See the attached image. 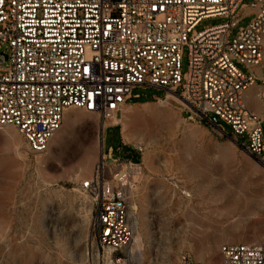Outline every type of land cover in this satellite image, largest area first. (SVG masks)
<instances>
[{
    "label": "built area",
    "instance_id": "obj_1",
    "mask_svg": "<svg viewBox=\"0 0 264 264\" xmlns=\"http://www.w3.org/2000/svg\"><path fill=\"white\" fill-rule=\"evenodd\" d=\"M245 1L0 0V128L15 127L42 154L70 109L111 122L140 97L136 88L157 87L177 96L191 120L213 115L230 126L264 166V119L245 98L257 87L264 104V0ZM245 10L254 17L233 37ZM212 18L226 22L196 32ZM133 147L143 158L145 147ZM142 176L143 160L110 148L81 184L95 207L94 238L116 255L139 230L127 190ZM220 253L218 264H264V244H226ZM180 264L200 263L184 254Z\"/></svg>",
    "mask_w": 264,
    "mask_h": 264
},
{
    "label": "rangeland",
    "instance_id": "obj_2",
    "mask_svg": "<svg viewBox=\"0 0 264 264\" xmlns=\"http://www.w3.org/2000/svg\"><path fill=\"white\" fill-rule=\"evenodd\" d=\"M253 17L243 11L232 36ZM224 22L205 19L196 32ZM188 65L184 48L183 75ZM257 92L248 89L246 102L264 119ZM133 95L140 97L111 122L70 109L42 154L31 153L15 127L0 128V264H180L184 254L218 264L223 245L264 244V166L231 127L191 120L168 90L138 87ZM137 144L145 147L143 176L127 195L139 230L130 248L116 255L94 238L95 207L81 184L92 177L103 150L140 163ZM241 205L255 212L241 220Z\"/></svg>",
    "mask_w": 264,
    "mask_h": 264
},
{
    "label": "bare ground",
    "instance_id": "obj_3",
    "mask_svg": "<svg viewBox=\"0 0 264 264\" xmlns=\"http://www.w3.org/2000/svg\"><path fill=\"white\" fill-rule=\"evenodd\" d=\"M176 99V98H175ZM178 100H179V98H177ZM161 102H164V101H161ZM160 115H162L163 117H165L166 115V113H165V111L163 110V111H161L160 113H159ZM70 119V116H68L67 115V122H68V120ZM255 212V208L253 207V206H249V205H241V207H240V209H239V216H240V219L242 220V219H244V218H247L248 216H250V215H252L253 213ZM246 222V221H245ZM244 222V223H245ZM135 238H136V235H135V237H134V240H135ZM137 239V238H136ZM133 240V241H134ZM136 241V240H135ZM138 242V241H137Z\"/></svg>",
    "mask_w": 264,
    "mask_h": 264
},
{
    "label": "crops",
    "instance_id": "obj_4",
    "mask_svg": "<svg viewBox=\"0 0 264 264\" xmlns=\"http://www.w3.org/2000/svg\"><path fill=\"white\" fill-rule=\"evenodd\" d=\"M155 88H157V87H155ZM158 89H163V88H158ZM164 90H166V89H164ZM168 94H169V93H168ZM168 94H167V95H168ZM166 97H167V96H166ZM248 97H249L248 95H245V98H246V99H248ZM157 100H161V101H162V100H166V99L158 98ZM139 104H140V103H139ZM129 105H132V104H127V105L124 107V110H125V108H126L127 106H129ZM124 110H123V111H124ZM122 113H123V112H122ZM122 113H121V114H122ZM258 114H259V113H258ZM259 115L262 116V113L259 114ZM115 125H118V123H116ZM122 142H123V141H122ZM123 144L126 145L125 142H123ZM128 146H129V145H128ZM131 147H132V146H131ZM133 148H134V147H133ZM134 150H136V149L134 148ZM142 160H143V158H142V155H141V161H142Z\"/></svg>",
    "mask_w": 264,
    "mask_h": 264
},
{
    "label": "water",
    "instance_id": "obj_5",
    "mask_svg": "<svg viewBox=\"0 0 264 264\" xmlns=\"http://www.w3.org/2000/svg\"><path fill=\"white\" fill-rule=\"evenodd\" d=\"M213 122L215 123V124H219V122H218V120L216 119V118H214L213 119ZM254 158V157H253ZM255 159V158H254ZM256 160V159H255Z\"/></svg>",
    "mask_w": 264,
    "mask_h": 264
},
{
    "label": "trees",
    "instance_id": "obj_6",
    "mask_svg": "<svg viewBox=\"0 0 264 264\" xmlns=\"http://www.w3.org/2000/svg\"><path fill=\"white\" fill-rule=\"evenodd\" d=\"M148 102V101H147ZM143 103H146V102H143Z\"/></svg>",
    "mask_w": 264,
    "mask_h": 264
}]
</instances>
